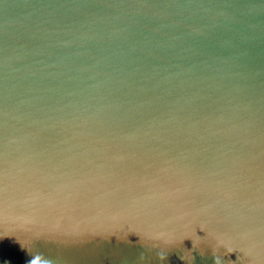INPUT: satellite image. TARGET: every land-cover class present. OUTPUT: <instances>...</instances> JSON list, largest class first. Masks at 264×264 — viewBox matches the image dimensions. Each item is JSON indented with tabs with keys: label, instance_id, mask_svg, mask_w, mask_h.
I'll list each match as a JSON object with an SVG mask.
<instances>
[{
	"label": "water",
	"instance_id": "95a60500",
	"mask_svg": "<svg viewBox=\"0 0 264 264\" xmlns=\"http://www.w3.org/2000/svg\"><path fill=\"white\" fill-rule=\"evenodd\" d=\"M40 253L264 264V0H0V264Z\"/></svg>",
	"mask_w": 264,
	"mask_h": 264
},
{
	"label": "clouds",
	"instance_id": "9594fccd",
	"mask_svg": "<svg viewBox=\"0 0 264 264\" xmlns=\"http://www.w3.org/2000/svg\"><path fill=\"white\" fill-rule=\"evenodd\" d=\"M161 259H166L165 256L161 255ZM220 258L214 256V260L218 261ZM27 264H54V261L50 257H45L43 253L37 254L27 261Z\"/></svg>",
	"mask_w": 264,
	"mask_h": 264
}]
</instances>
